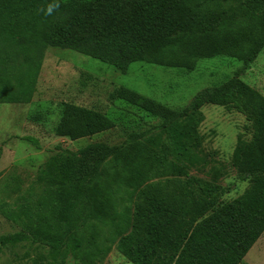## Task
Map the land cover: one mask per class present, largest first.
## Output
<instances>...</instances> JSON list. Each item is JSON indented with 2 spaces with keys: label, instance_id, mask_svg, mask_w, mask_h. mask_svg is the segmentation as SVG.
<instances>
[{
  "label": "trees",
  "instance_id": "obj_1",
  "mask_svg": "<svg viewBox=\"0 0 264 264\" xmlns=\"http://www.w3.org/2000/svg\"><path fill=\"white\" fill-rule=\"evenodd\" d=\"M0 0V104L29 103L47 48L68 49L127 71L146 62L193 72L198 62L227 57L248 71L264 51V0ZM31 53L33 56H28ZM24 54L27 67L10 68ZM238 73L173 109L126 87L109 94L123 107L110 113L65 103L54 133L72 142L118 126L129 132L118 146L93 144L60 152L44 176L65 226L41 224L29 234L2 238L30 243L49 264H103L115 248L131 264H243L264 235V95ZM16 88V90H13ZM236 111L251 138L238 137L231 166L249 187L223 202L225 189L192 174L208 167L204 106ZM159 120L139 131L129 109ZM141 115V116H142ZM38 146L37 140L25 138ZM47 248V249H46Z\"/></svg>",
  "mask_w": 264,
  "mask_h": 264
},
{
  "label": "rangeland",
  "instance_id": "obj_2",
  "mask_svg": "<svg viewBox=\"0 0 264 264\" xmlns=\"http://www.w3.org/2000/svg\"><path fill=\"white\" fill-rule=\"evenodd\" d=\"M225 1L228 6L242 0ZM15 4L22 2L17 0ZM5 24L7 21L0 19V28ZM0 43L5 49V40L1 39ZM24 56L10 57V68L21 66L25 69ZM28 56L33 55L28 53ZM34 66L39 67V71L32 100L0 104V264H49V259H42L47 256L43 249H36L30 243L4 245L1 239L18 233L29 234L41 222L58 224L60 228L65 226L59 210L66 205L56 199L49 178L42 172L50 159L60 152L58 146L78 152L93 144L113 147L127 140L130 131L122 125L76 142L57 137L54 129L65 103L120 112L123 106L113 104L109 94L123 86L178 110L189 106L199 93L221 85L238 73L244 82L264 95V51L248 71H243L241 61L227 57L202 60L190 73L146 62L132 64L127 71H122L81 53L55 48L43 50L35 58ZM127 109L140 125V132L159 126V120ZM203 114L205 120L200 132L208 167L192 174L220 184L226 193L222 201L230 202L249 187V182H243L231 166L238 137L251 138V132L246 130L248 122L236 111L208 104L204 106ZM25 138L37 140L39 145L35 146ZM74 261L70 258L67 263L75 264ZM102 263L131 264L115 248ZM243 264H264V235Z\"/></svg>",
  "mask_w": 264,
  "mask_h": 264
},
{
  "label": "clouds",
  "instance_id": "obj_3",
  "mask_svg": "<svg viewBox=\"0 0 264 264\" xmlns=\"http://www.w3.org/2000/svg\"><path fill=\"white\" fill-rule=\"evenodd\" d=\"M57 7H58V4L55 2V0H53V2L49 3L47 8L45 9V14L51 15L53 13L54 9Z\"/></svg>",
  "mask_w": 264,
  "mask_h": 264
}]
</instances>
